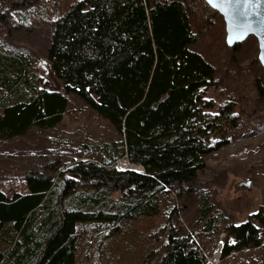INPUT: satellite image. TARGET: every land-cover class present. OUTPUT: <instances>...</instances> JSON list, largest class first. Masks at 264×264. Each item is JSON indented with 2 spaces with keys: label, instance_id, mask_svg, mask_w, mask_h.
Listing matches in <instances>:
<instances>
[{
  "label": "trees",
  "instance_id": "16d2710c",
  "mask_svg": "<svg viewBox=\"0 0 264 264\" xmlns=\"http://www.w3.org/2000/svg\"><path fill=\"white\" fill-rule=\"evenodd\" d=\"M197 40L184 0H79L54 19L46 48L61 90L43 86L29 52L0 41V139L55 128L70 95L121 138L86 146L96 161L53 176L27 172L24 194L0 190V264H101L124 223L157 217L161 196L179 195L204 171L205 158L228 145L239 116L233 102L206 98L216 70L191 50ZM256 86L264 90L261 81ZM123 157L144 172L116 170ZM198 198V229L161 228L138 264L208 263L201 238L225 218L203 193ZM223 233L221 260L264 249V208Z\"/></svg>",
  "mask_w": 264,
  "mask_h": 264
},
{
  "label": "rangeland",
  "instance_id": "374dc122",
  "mask_svg": "<svg viewBox=\"0 0 264 264\" xmlns=\"http://www.w3.org/2000/svg\"><path fill=\"white\" fill-rule=\"evenodd\" d=\"M79 0H0V41L13 49H24L34 59V71L43 86L61 90L48 69L46 48L55 18L63 15ZM198 40L191 50L200 53L215 70V84L206 90V98L216 106L231 101L239 116L237 127L225 136L228 145L205 158L206 168L194 182L177 194L176 189L161 196L160 214L123 224L122 232L105 250L101 264H138L158 245L155 235L172 226L182 233L198 229L200 193H203L225 218L212 235L202 237L201 247L207 264H264V249L250 248L220 259L223 233L228 223H239L264 208V70L258 62V44L249 37L237 50L225 44L222 17L203 1L184 0ZM62 122L51 130L32 128L25 136L0 139V190L26 193L23 176L29 171L54 175L74 163L96 161L98 153L87 154L85 147L97 143H119L113 128L77 97L70 95ZM224 138L215 135L214 140ZM136 167L123 157L114 168ZM52 170V171H51ZM138 172V171H136Z\"/></svg>",
  "mask_w": 264,
  "mask_h": 264
},
{
  "label": "snow or ice",
  "instance_id": "6c2138e0",
  "mask_svg": "<svg viewBox=\"0 0 264 264\" xmlns=\"http://www.w3.org/2000/svg\"><path fill=\"white\" fill-rule=\"evenodd\" d=\"M207 2L214 8L223 11L238 28L244 30L230 35L228 38L230 43L243 38L248 31L252 30L253 21L249 17L257 16L256 10L264 7V0H207Z\"/></svg>",
  "mask_w": 264,
  "mask_h": 264
},
{
  "label": "water",
  "instance_id": "95a60500",
  "mask_svg": "<svg viewBox=\"0 0 264 264\" xmlns=\"http://www.w3.org/2000/svg\"><path fill=\"white\" fill-rule=\"evenodd\" d=\"M203 2L214 12H216L218 15H220L222 17V20L224 22V26H225V44L228 48H233L236 45H239L243 42H245L249 37H254L257 40V44H258V62L261 65V67L264 70V7H261L260 9H257L256 11L258 12L257 16H251L249 17L250 20L253 21V28L251 31H248L247 34H245L243 36V38L239 39V40H233L231 43L229 42V36L230 35H235L241 31H244L241 28H238L233 21L226 16V14L219 10L218 8H214L213 6H211L207 0H203ZM142 168V167H141ZM135 171L133 169H125L123 171ZM136 172V171H135ZM144 170L142 168V172H138V173H143Z\"/></svg>",
  "mask_w": 264,
  "mask_h": 264
},
{
  "label": "bare ground",
  "instance_id": "6f19581e",
  "mask_svg": "<svg viewBox=\"0 0 264 264\" xmlns=\"http://www.w3.org/2000/svg\"><path fill=\"white\" fill-rule=\"evenodd\" d=\"M122 169H133V170H135V171H138V172H142V168L140 167V168H136V167H130V168H127V167H122Z\"/></svg>",
  "mask_w": 264,
  "mask_h": 264
}]
</instances>
